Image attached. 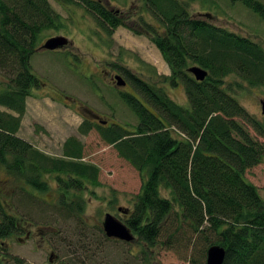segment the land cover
Wrapping results in <instances>:
<instances>
[{
    "label": "trees",
    "instance_id": "trees-1",
    "mask_svg": "<svg viewBox=\"0 0 264 264\" xmlns=\"http://www.w3.org/2000/svg\"><path fill=\"white\" fill-rule=\"evenodd\" d=\"M58 1L83 7L108 35L119 26L147 35L169 67L165 80L171 86L181 82L186 94L188 107H183L163 87L128 72L135 93H118L137 119L134 129L115 122L96 124L102 140L142 178L122 222L147 247L160 237L168 247L187 239L190 249L199 245L201 258L210 245L218 244L225 249L222 264H264V197L244 175L264 157V130L233 97L237 81L227 82L236 76L250 86L264 87V47L194 16L189 3L179 0H136L156 24L143 13L130 23L131 10L109 7L102 0ZM238 1L264 16L262 2ZM62 24L48 0H0V74L7 81L0 90V106L10 110L0 109V166L21 180L23 191L25 187L43 193L53 179L57 204L69 215L83 208L82 197L74 192L99 185V167L83 160V144L74 136L65 139L60 156H52L17 133L26 98L40 85L30 57L41 45V34ZM192 65L207 71L203 80L187 72ZM247 125L262 140L253 137ZM89 129L86 121L79 126L82 134ZM69 196L77 201L67 200ZM25 221L0 201V239L22 233ZM0 264L26 262L2 245Z\"/></svg>",
    "mask_w": 264,
    "mask_h": 264
},
{
    "label": "rangeland",
    "instance_id": "rangeland-1",
    "mask_svg": "<svg viewBox=\"0 0 264 264\" xmlns=\"http://www.w3.org/2000/svg\"><path fill=\"white\" fill-rule=\"evenodd\" d=\"M48 1L61 16L63 24L58 29L45 30L40 43L56 35H63L68 41L61 49H42L31 55V71L40 85L32 88L31 95L26 98L18 135L52 156L62 154V144L67 137L78 138L83 144V160L99 167V185H88L87 190L74 192L84 201L82 211L66 215L57 204L59 192L53 179L49 180L50 187L43 193L24 187L29 196L21 189V180L0 166V201L6 211L23 216L27 222L23 232L17 234L22 240L8 237L0 239V245L6 246L9 254L23 258L26 264H45L50 252H54L59 260L66 258L72 264H204L205 257L202 259L198 255L199 245L190 249L187 239L168 247L162 243L165 237H160L161 242L156 241L147 247L138 241L136 235L131 242L105 236L101 227L104 214L109 212L121 221L126 218L140 190L142 178L133 165L118 156L112 145L102 140L97 123L86 119L80 110V106L92 108L109 123H119L133 130L137 119L118 92H135L129 85H112L109 77L115 69L163 87L173 101L188 107L182 83L171 86L165 80L168 65L147 35L134 34L124 26L108 35L80 5ZM104 1L115 9L131 10L130 23L137 22L143 13L148 22L156 24L136 0ZM179 1L189 3L188 10L194 16L207 18L264 47V16L241 1ZM258 1L264 4V0ZM131 6L135 8L130 9ZM202 13L209 16L199 15ZM232 80L238 84L233 85V97L264 130V113L260 104L264 99V87L250 86L236 76L227 78V82ZM6 82L0 74V90ZM0 109L10 111L2 106ZM85 121L90 129L82 134L79 126ZM246 128L253 137L262 140L252 126ZM244 175L264 197V157ZM67 200L76 202L77 197L69 196ZM119 207L126 212L119 211ZM37 228L40 232L36 231ZM27 230L31 232L28 238L24 236ZM182 231L188 233V228L183 225ZM188 258L198 262L190 263Z\"/></svg>",
    "mask_w": 264,
    "mask_h": 264
},
{
    "label": "water",
    "instance_id": "water-1",
    "mask_svg": "<svg viewBox=\"0 0 264 264\" xmlns=\"http://www.w3.org/2000/svg\"><path fill=\"white\" fill-rule=\"evenodd\" d=\"M66 43V37L62 35H56L47 38L40 46V49L54 50L62 48ZM187 71L192 73L196 80H203L207 75V71L199 67L198 65L189 66L187 68ZM114 79L117 85H125V80L119 74L114 75ZM260 104L262 113H264V99L260 101ZM93 118H96L101 123H105V121H101L98 115H94ZM118 210L126 212L121 207H119ZM102 229L105 235L110 238H115L124 242H131L134 239V234L130 230V228L109 212L104 214L102 220ZM224 257L225 249L223 248V246L212 244L206 250L205 264H222Z\"/></svg>",
    "mask_w": 264,
    "mask_h": 264
},
{
    "label": "flooded vegetation",
    "instance_id": "flooded-vegetation-1",
    "mask_svg": "<svg viewBox=\"0 0 264 264\" xmlns=\"http://www.w3.org/2000/svg\"><path fill=\"white\" fill-rule=\"evenodd\" d=\"M131 2H133V0H131ZM105 4H106V3H105ZM106 5H108V4H106ZM108 6H109V5H108ZM109 7H110V6H109ZM141 7H143L142 4H141ZM114 71H115V72H113V74H111L110 77H109L110 82L112 83V85H115V86H118V87H119V85L116 84V81H115V79H114V75L119 74V75H121V77L125 80V85H121L120 87H124V86H127V85L130 86V83H129L127 77H126V74H127V73H125V72L122 71V70H118V69H115ZM103 72L106 73L107 71L104 70ZM105 73H103V74H105ZM80 107H81L80 110H81V112H82V115H83L86 119H90L91 121H93V122H95V123L101 125V123H100L96 118H93L94 115H98V116L100 117L101 121H105L104 124L109 123L108 120L102 118V116H101L100 114H98L95 110H93L92 108H89V107H86V106H80ZM124 213H125V212H124ZM39 229H40V228H37L36 231L40 232ZM41 232H42V231H41ZM30 233H31L30 230H27V231L24 232V236H26V238H28V237L30 236ZM134 235H135V234H134ZM10 237L19 238L17 235H16V236L13 235V236H10ZM112 239H115V238H112ZM134 239H135V237H134ZM134 239H133V240H134ZM19 240H22V239L19 238ZM115 240H118V239H115ZM133 240H132V241H133ZM119 241H120V240H119ZM0 246H1V245H0ZM65 259H66V258H64V260L61 261V260H59V259L57 258V255H56L54 252H50L49 255H48V257H47V261H46L45 264H72L69 260H65Z\"/></svg>",
    "mask_w": 264,
    "mask_h": 264
},
{
    "label": "crops",
    "instance_id": "crops-1",
    "mask_svg": "<svg viewBox=\"0 0 264 264\" xmlns=\"http://www.w3.org/2000/svg\"><path fill=\"white\" fill-rule=\"evenodd\" d=\"M167 74H169V73H167ZM18 133V132H17Z\"/></svg>",
    "mask_w": 264,
    "mask_h": 264
}]
</instances>
